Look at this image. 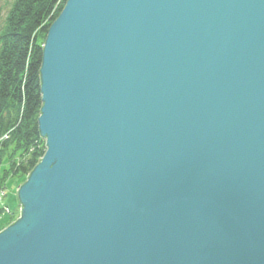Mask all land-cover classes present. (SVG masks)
<instances>
[{
  "label": "water",
  "instance_id": "water-1",
  "mask_svg": "<svg viewBox=\"0 0 264 264\" xmlns=\"http://www.w3.org/2000/svg\"><path fill=\"white\" fill-rule=\"evenodd\" d=\"M40 81L0 264H264V0H67Z\"/></svg>",
  "mask_w": 264,
  "mask_h": 264
},
{
  "label": "trees",
  "instance_id": "trees-1",
  "mask_svg": "<svg viewBox=\"0 0 264 264\" xmlns=\"http://www.w3.org/2000/svg\"><path fill=\"white\" fill-rule=\"evenodd\" d=\"M66 1L12 0L6 11L0 7V188L10 176L30 174L46 152L38 125L40 69L49 27Z\"/></svg>",
  "mask_w": 264,
  "mask_h": 264
},
{
  "label": "rangeland",
  "instance_id": "rangeland-1",
  "mask_svg": "<svg viewBox=\"0 0 264 264\" xmlns=\"http://www.w3.org/2000/svg\"><path fill=\"white\" fill-rule=\"evenodd\" d=\"M12 0H1L0 7L6 11ZM28 175L10 176L6 186L0 188V231L4 230L20 217L21 206L18 190L28 179Z\"/></svg>",
  "mask_w": 264,
  "mask_h": 264
},
{
  "label": "bare ground",
  "instance_id": "bare-ground-1",
  "mask_svg": "<svg viewBox=\"0 0 264 264\" xmlns=\"http://www.w3.org/2000/svg\"><path fill=\"white\" fill-rule=\"evenodd\" d=\"M46 141V140H45Z\"/></svg>",
  "mask_w": 264,
  "mask_h": 264
}]
</instances>
